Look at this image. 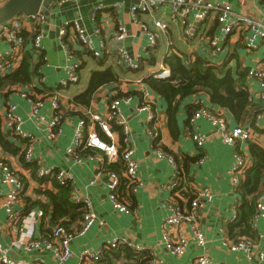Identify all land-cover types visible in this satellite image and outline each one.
I'll use <instances>...</instances> for the list:
<instances>
[{
	"label": "crops",
	"instance_id": "crops-1",
	"mask_svg": "<svg viewBox=\"0 0 264 264\" xmlns=\"http://www.w3.org/2000/svg\"><path fill=\"white\" fill-rule=\"evenodd\" d=\"M137 1L78 0L76 3L55 5L49 17L44 16L45 20L42 25L35 28L34 25L27 24L23 30L30 36L37 33L42 34L41 54L44 63H41L39 68L40 77L35 78L31 85L13 87L5 104L9 103L15 106L14 112L20 119L21 131L31 136L33 161L38 169L43 171L64 170L67 172L71 177L74 193L89 199L92 211L97 219L103 223L101 227L96 224L93 225L83 235H75L69 245L71 258L64 264H77V257L80 252L99 250L113 240L120 238H125L133 246H140L145 249V252L140 254L133 252L136 257H146L151 254L162 260L164 264H192L194 259L200 256H206L218 264H264V202L253 221V230L256 235L254 238H246L253 243L252 257L247 258L244 251H229L223 245V241L228 244L236 241L228 236L229 221L237 204V196L231 185L230 174L234 162L233 149L226 146L216 131L202 120L197 122L196 130L204 135L205 140L203 146L197 148L191 139L190 127L187 126L189 103L192 104L196 99H200L207 108L218 111L225 117L229 129L240 126L249 130L250 140H256L264 147V133L259 130L260 127L254 124L255 115L260 111L264 112V100L259 98L258 83L247 77L246 85L251 102L239 122H236L228 111L211 105L204 94H198L195 99L192 97L181 102L175 116L176 130L172 133L168 127L165 101L143 82L146 79V74L156 67L159 56H170L177 53L187 56L196 54L216 65L226 63V69L230 70L233 75H236L237 69H252L259 65L264 68V39L257 42V47L254 50L249 51L245 48V31L237 30L220 44L218 53H213L206 39V35L209 33L208 28L203 30L204 35L197 34L195 38L185 40L182 36L184 23L164 14L167 8L161 7L153 15L156 19L166 20L167 27L160 34L156 48L157 53L154 54L149 49L147 38L141 28L143 19L147 20L146 15L140 14V23L138 24L133 21L131 15L130 9ZM209 1L227 3L236 14L257 21L264 20L261 16L262 4L258 0ZM3 2L4 0H0V6ZM114 4L118 5L117 10L112 9ZM213 20L215 18H212L206 25L210 27ZM74 21H77L79 26L88 33L90 47L89 49L82 48L70 28L67 30L72 50L79 53L83 67L78 72L75 83L59 87L61 82L68 78V67L77 63V60L73 57L70 60L67 59L58 32L61 27L72 24ZM119 28H123L126 33L125 39L121 42L116 39ZM94 30H98L99 33L93 34ZM119 48H122L129 56L139 57L143 61L139 71L128 72L114 66L115 53ZM6 53L7 45L0 40V57ZM95 53L99 55L100 60L93 58ZM37 62L38 59L34 57L32 64L36 65ZM109 68L113 70L117 81L99 87L88 108L77 106L73 99L86 90L91 73L103 72ZM179 82L183 83V80L180 79ZM133 92L137 95L115 99L121 100L119 105L120 116L129 128V144L137 165V187L135 191L132 192L122 187L118 190V194L125 195L121 197L119 194V197L122 198V202L128 208V213H118L109 203L108 179L105 174L96 178L99 168L98 162L96 160L75 162L67 154V149L73 144L75 126L87 112L104 118L109 102L120 95L124 96ZM55 95L59 99L62 118L54 129V137L50 138L48 125L53 114L50 98ZM27 96L43 100V107L34 118L29 116L31 106L26 99ZM142 100L143 103H147L156 117L154 121L156 123L155 130L159 135L157 144L176 158L184 169L186 183L193 187H207L213 193L212 202L205 205L202 213L196 219L198 228L205 237V247L198 248L189 243L185 253L178 258L172 257L163 246L161 226L166 211L159 202V198L162 196L160 186L167 182L172 170L166 160L156 158L154 145L146 136V129L151 125L147 123L146 113L137 111ZM5 104L0 100L1 118ZM263 124L264 121L261 122V127ZM2 126L7 140L19 146L17 137L4 127L3 118ZM90 129L95 130V124L89 122L87 131ZM112 132L113 141L110 140V142L120 148V135L115 126H112ZM247 146L248 143H243L240 148L249 167L251 163ZM19 147L22 154L23 143ZM91 151L95 152V150ZM0 158L10 166L22 181L27 182L24 196L32 201L44 203L45 199L36 194L39 188L38 183L31 178L30 172L20 162L19 157L6 154L0 149ZM185 158L188 161L186 164ZM91 181H94L92 185H90ZM43 188L53 191L50 184L44 185ZM263 188L264 176L261 190ZM8 190L9 187L0 182V193L6 194ZM23 207L21 198L15 205V210L21 214ZM38 210L33 209L29 216L22 219L25 225V234L23 232L25 240L29 237L41 238L39 230L42 221L36 223L33 220L34 213ZM79 222L77 221L70 226L72 233L75 234L79 229ZM13 237V233L5 225V214L0 211V249L3 253H6L17 264H29L31 262L58 264L52 252L44 249H36L31 252H24L19 248L9 250ZM123 247L121 246V248ZM257 253L262 255L261 259ZM112 262V264H136L135 260L128 261V258L124 256L120 260H112Z\"/></svg>",
	"mask_w": 264,
	"mask_h": 264
},
{
	"label": "built area",
	"instance_id": "built-area-1",
	"mask_svg": "<svg viewBox=\"0 0 264 264\" xmlns=\"http://www.w3.org/2000/svg\"><path fill=\"white\" fill-rule=\"evenodd\" d=\"M54 5L60 6L65 3H76L78 0H52ZM262 4L261 16L264 18V0H258ZM118 5H112L113 10H117ZM161 7H166L167 16L180 20L184 23L182 36L185 40H191L198 35H204V31L199 34L200 27L209 22L212 18L217 21V31L210 38L207 39L208 46L213 53H218L220 44L224 42L237 30L245 31L244 41L245 48L249 51L257 47V42L264 39V20L257 21L240 14L233 12L231 6L227 3L212 2L209 0H138L135 5L131 7V15L135 23H140V14H145L147 20L141 22V28L144 36L147 38L149 49L157 53V45L160 34L165 31L167 22L164 19L154 18L153 13L159 11ZM44 16L40 13L36 15H20L16 18L0 25V40L7 45V53L0 57V74L12 72L19 67L20 60L24 51L23 39L21 32H24V27L27 24H32L39 27L44 23ZM73 32L77 42L82 48L89 49L88 33L82 29L77 21L72 24H66L59 29L58 35L61 45L65 52L67 59H72V54L67 47L68 43V29ZM98 30H94L93 34H98ZM42 34H35L30 43V52L38 54L42 51ZM126 33L123 28H119L116 39L123 41ZM95 57H99L97 53ZM168 56H159L157 64L154 69L146 74V79L151 77L160 81H168L171 79V73L168 67L164 64V60ZM139 57L129 56L122 48H119L115 53L114 66L128 72L138 70L139 65L142 64ZM78 64H71L68 67V78L61 82L59 87H65L67 84H73L77 81L76 69ZM247 77L256 81L259 85V98L264 100V68L260 65L248 70ZM26 99L30 103V117H36L39 110L43 107V100L37 97L27 96ZM121 100H113L107 104V111L105 117L101 118L90 112L85 114L86 120L82 118L78 121L74 128L73 144L67 149L69 154L75 162L80 163L84 160H96L98 162V174L96 178L105 174L108 179V200L112 208L118 213H128V209L123 202L119 200L118 190L125 186L131 188L134 192L137 187V165L133 159V150L129 144V128L126 122L120 116ZM50 104L53 114L48 125L49 137H54V129L58 125L62 116L60 113L59 99L55 95L50 98ZM198 108L193 113L189 120L191 125V139L197 148H201L204 143V135L196 130V124L202 120L208 123L217 133L220 140L228 147L233 149L234 162L230 171L231 185L234 188L239 183V178L243 176L247 164L245 157L242 155L241 146L250 140L249 130L242 127H234L229 129L228 122L223 115L218 111H213L207 108L200 99L195 100ZM15 106L8 104L7 108L2 112L4 127L15 137L21 139L23 144L22 156L25 163L33 161V146L30 135L21 131V122L19 117L15 115ZM139 113H146V120L151 127L146 129V136L153 143L156 140V117L152 113L151 108L147 103L141 102L137 109ZM255 126L260 127L264 131V124L261 127V122L264 121V112H258L255 117ZM98 124L100 131L104 136L113 141L112 122L120 127L122 142L124 144L123 151L119 154V148L112 142L105 143L97 136L94 129L87 131V125ZM85 149L95 150L91 151V155L81 158L77 155L78 152ZM102 154H100V153ZM154 154L158 159H164L171 167L172 173L166 183L160 186L161 197L159 202L161 207L166 211L162 223V243L166 251L172 257H181L189 243L196 245L198 248H204L206 245L205 237L199 230L196 219L202 213L205 205L212 202L213 193L207 187H193L186 183L184 172L178 161L169 152H165L160 148H154ZM124 162V171L121 174L115 172H104L105 162H116L118 158ZM54 170L43 171L38 169L37 177L46 178L52 177ZM55 179L60 183H71L70 175L64 170H56ZM0 182L9 187L6 194L0 193V211L5 214V225L13 233L14 237L9 245V250L19 248L24 252H31L36 249H44L52 252L58 264H64L71 258L69 245L75 235H83L93 225L102 226L103 223L97 219L91 208V203L88 198H83L73 193L72 200L76 204H81L84 208L82 220L79 222V229L77 232H67L63 227L57 226L49 238H31L24 239V223L18 216L15 210V205L19 202V196L23 190L22 180L13 172L10 166L0 158ZM94 181L90 182L92 185ZM264 202V188L256 202L257 214L262 208ZM30 215V214H29ZM28 215V216H29ZM43 216L42 211L38 210L34 213V222H40ZM236 212L232 211V218L229 225L235 221ZM24 232V234H23ZM23 235V236H22ZM223 245L231 252L244 251L247 258L253 255L252 241L241 238L228 244L223 241ZM121 246L128 247L135 253L140 254L145 252V249L140 246H133L125 238L115 239L99 250H84L79 253L77 257V264H95L98 262L107 249H116ZM261 259L262 255L257 253ZM141 264H164L152 256L147 255ZM0 264H17L11 260L6 253L0 249ZM29 264H36L31 262ZM192 264H218L211 261L206 256H200L194 259Z\"/></svg>",
	"mask_w": 264,
	"mask_h": 264
},
{
	"label": "trees",
	"instance_id": "trees-1",
	"mask_svg": "<svg viewBox=\"0 0 264 264\" xmlns=\"http://www.w3.org/2000/svg\"><path fill=\"white\" fill-rule=\"evenodd\" d=\"M206 24H208V22ZM206 24L199 28V34L208 28L209 33L206 36L207 38H210L212 36L211 34H214L217 30V21L216 19L213 20L210 27ZM32 36L26 34L25 32H21L24 51L19 67L12 72L0 74V100L4 104L8 100L9 95L12 93L13 87H25L31 85L33 80L35 78H39L41 75L39 73V68L41 63H44V58L41 54L42 52H39L38 54L30 52L29 46ZM66 44L72 54V57L77 60L78 67L75 73L76 76H78V72L83 67V62L80 59L79 53L72 50L70 42H66ZM34 57L38 59L36 65L32 64ZM93 58L97 60L101 59L100 57L95 56H93ZM142 64H140L138 70L134 72L139 71ZM164 64L170 70V80L160 81L148 77L147 79H144L143 82L155 94L165 101L167 105L166 114L168 127L169 131L172 133L176 130L177 125L175 116L181 102L192 97L195 99L198 94H204V96L208 98L211 105H214L221 110L228 111L236 122L241 120L244 112L250 105L251 100L246 85L249 70L248 68L241 70L237 69L236 75H233L230 70L226 69V63L216 65L196 54L187 56L178 53L168 56L164 60ZM180 79L183 80V83L179 82ZM115 81H117V77L111 68L103 72H92L86 90L82 94L76 96L73 99V102L79 107L88 108L97 89ZM130 95H137V93L133 92L124 96L120 95L113 100L130 97ZM5 105L3 106V111L7 108V105ZM197 108L198 105L195 104V101L192 104L189 103L187 126L190 127V130L191 125L189 120ZM82 118L86 119L85 116ZM112 126H115V129L120 135V154L125 147L122 142L123 137L121 135L120 127L118 128V126H116L113 122ZM259 130L264 133L263 130ZM95 132L99 139L105 143H110V140L107 139L100 131L98 124H95ZM158 139L159 135L157 134L156 140L153 142L154 148H160L163 150L157 144ZM14 141L16 143L15 139ZM17 141L19 146L22 143L24 144V142L18 138ZM247 143L251 165L246 167L243 176L239 178L237 187L234 188V193L237 196V204L234 209L236 217L234 223L231 224L228 229L229 238L235 240L239 238L255 237L256 232L253 230V221L257 216L256 202L263 190H261V185L263 184L264 176V147L256 140H249ZM19 146L17 144L15 145L14 143H10L7 140V137L3 132L0 113V149L6 154L19 157L20 162L30 172L31 178L39 185L36 194L45 199V202L41 203L39 201H32L25 197L24 193L27 189V182L22 181L23 190L19 196V200L22 198L24 207L21 209V214L18 213L19 218L22 220L27 217L33 209H39L43 213V216L40 218L42 222L39 230L41 238H49L53 229L57 226H61L67 232L71 233L72 231L70 230V226L75 224L77 221H81L84 213L83 206L81 204L74 203L72 200V195L74 193L72 184L68 182L60 184L54 177L56 170L53 171L52 177L38 178V167L36 163L34 161L25 163L23 156L20 153ZM77 155L81 158H85L91 155V151L89 149H85L78 152ZM242 155L244 154L242 153ZM184 162L185 164L188 162L187 158L184 159ZM247 163H249V160H247ZM103 168L104 172H115L117 174H121L125 169L124 162L120 157L116 162L106 161ZM46 184H50L53 187V191L44 189L43 187ZM122 188L131 191L130 187L127 188L122 186ZM120 196L124 197L125 195L121 194ZM121 199L122 198L119 197V200L122 202ZM133 252L134 251L126 247L107 249L103 252L100 260L96 262V264H112V260L118 261L122 258V256L128 258V261L135 260L136 264H141L146 257H136ZM141 259L143 260L139 261Z\"/></svg>",
	"mask_w": 264,
	"mask_h": 264
},
{
	"label": "water",
	"instance_id": "water-1",
	"mask_svg": "<svg viewBox=\"0 0 264 264\" xmlns=\"http://www.w3.org/2000/svg\"><path fill=\"white\" fill-rule=\"evenodd\" d=\"M55 5L52 0H6L0 6V25L20 15H36L40 13L49 17Z\"/></svg>",
	"mask_w": 264,
	"mask_h": 264
},
{
	"label": "rangeland",
	"instance_id": "rangeland-1",
	"mask_svg": "<svg viewBox=\"0 0 264 264\" xmlns=\"http://www.w3.org/2000/svg\"><path fill=\"white\" fill-rule=\"evenodd\" d=\"M4 2H5V0H4ZM4 2H3V3H4ZM35 213H36V212H35Z\"/></svg>",
	"mask_w": 264,
	"mask_h": 264
}]
</instances>
